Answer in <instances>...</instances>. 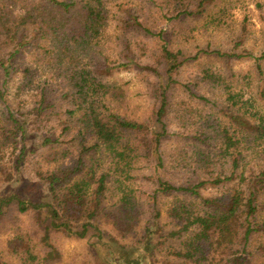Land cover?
Segmentation results:
<instances>
[{
  "label": "trees",
  "instance_id": "1",
  "mask_svg": "<svg viewBox=\"0 0 264 264\" xmlns=\"http://www.w3.org/2000/svg\"><path fill=\"white\" fill-rule=\"evenodd\" d=\"M128 1L0 0V182L11 181L22 170L31 126L49 125L50 132L63 127L61 136L41 140V146L52 151L47 161L53 168L44 176L52 202L2 198L0 218L9 208L48 215L47 258L54 253V231L85 238L93 230L101 237L98 221L111 203L117 229L132 232L139 220L134 172L145 155L156 161V170L168 171L171 163L181 167L176 172L172 167L169 175H182V184L159 177L151 199L155 205L159 193L173 199L167 237H186L174 253L182 264H264V56L202 51L255 62L246 86L244 77L232 71L201 72L197 85L202 82L221 92L210 98L177 79L184 63L197 55L186 57L163 46L155 90L160 105L154 119H129L113 106L112 88L114 76L134 60H98L103 41L109 39L108 28L115 23L122 31L153 35L143 22V10L158 0H139V6ZM211 1L199 0L198 6ZM157 6L173 9L177 16L190 13L187 0H160ZM126 46L131 50L130 43ZM150 67L145 70L153 77ZM176 90L188 103L179 105L182 113L192 103L198 110L189 109L200 120L186 119L193 129L172 133L167 118ZM170 142H190V156L181 152L170 162ZM108 244L125 263L140 264L135 249L114 239ZM29 259L41 264L31 252ZM0 264H9L1 251Z\"/></svg>",
  "mask_w": 264,
  "mask_h": 264
},
{
  "label": "rangeland",
  "instance_id": "2",
  "mask_svg": "<svg viewBox=\"0 0 264 264\" xmlns=\"http://www.w3.org/2000/svg\"><path fill=\"white\" fill-rule=\"evenodd\" d=\"M125 1L127 0H119L120 3ZM159 1L155 7L145 5L143 10V22L153 35L137 33L132 29L122 31L115 23L108 28L109 39L103 41V55L98 58L101 64H112L115 61L129 63L130 59L134 60L114 76L112 101L120 114L146 123L152 122L154 113L160 105L155 90L160 81L163 46L173 51H181L186 57L194 58L197 55L196 59L184 63L177 74V79L190 85L197 94H205L210 98L220 96L221 92L202 82L198 86L196 82L201 72L232 71L238 78L244 77L242 84L246 86L247 72L254 70L255 62L250 59H222L215 54H205L202 51L239 56L253 55L258 58L264 56V0H212L202 8L198 6L199 0H187L190 13L179 16L173 9L166 8L161 11L157 6ZM128 2H131L132 6L140 4L139 0ZM126 43L131 44V50H126ZM149 64L150 70L154 71L153 77L145 70ZM262 64L264 70V61ZM170 100L172 107L167 118L170 131L178 133L184 132V129H193L194 126L187 123L186 119L194 117L193 120H200L195 117L196 113H193L198 110L197 107L189 103L190 107L185 109L186 113L183 114L184 109L179 105L188 103L180 90L174 91L170 95ZM191 107L194 111L189 109ZM51 128L49 125L30 127L26 139L29 151L22 170L16 173L11 181L0 182V199L15 195L33 202H52V196L44 180V176L53 168L47 161L52 151L47 146H41V140L47 135L54 138L61 136L63 127L61 126L57 132L55 130L50 132ZM58 128L56 124L54 129ZM63 139L61 137L60 140L64 141ZM190 146V142L181 146L170 142L167 147L168 160L171 162L173 157L176 158L181 152L189 157L190 154L186 152L190 150ZM155 163L154 159H148L143 155L134 172L136 180L133 187L139 192L137 208L139 220L134 231L125 233L117 229L111 216V212L114 211L111 203L98 221L101 237L93 230L85 238L54 231L50 235L54 253L47 258L51 252L45 239V230L49 225L48 215L20 214L15 208H9L0 218L2 258L9 264H31L29 259L31 252L39 257L41 264H127L119 258L115 249L109 246L108 240L114 239L127 249H135L133 256L138 258L140 264H182L181 259L174 253L181 250V241L186 240V237L181 240L167 237L172 228L168 208L173 199L159 193L155 205L151 197L157 188L156 181L159 177L170 179L177 184H182L184 177L169 175L172 174L171 171L176 169V172L181 168L178 164H168V171H165L156 170ZM148 232L150 246L146 245L145 239Z\"/></svg>",
  "mask_w": 264,
  "mask_h": 264
}]
</instances>
